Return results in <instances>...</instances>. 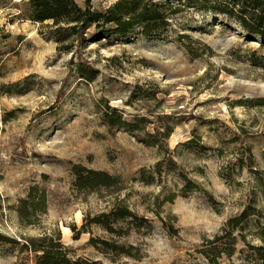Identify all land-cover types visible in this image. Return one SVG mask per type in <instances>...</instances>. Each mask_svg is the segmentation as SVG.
<instances>
[{"label": "rangeland", "instance_id": "1", "mask_svg": "<svg viewBox=\"0 0 264 264\" xmlns=\"http://www.w3.org/2000/svg\"><path fill=\"white\" fill-rule=\"evenodd\" d=\"M25 1L0 0V264H37L25 245L58 231L74 264H211L203 242L264 208V42L191 9L151 36L137 28L90 42L82 50L98 71L87 79ZM107 105L149 117L157 146L109 126ZM77 164L116 175L122 189L77 190ZM33 186L46 190L47 211L25 224L17 207ZM116 200L139 217L119 222L123 235L90 224L75 239L71 225ZM222 264L249 263L237 253Z\"/></svg>", "mask_w": 264, "mask_h": 264}, {"label": "trees", "instance_id": "2", "mask_svg": "<svg viewBox=\"0 0 264 264\" xmlns=\"http://www.w3.org/2000/svg\"><path fill=\"white\" fill-rule=\"evenodd\" d=\"M208 11L235 21L250 36L264 42V0H115L103 6H95L91 0L84 4L77 0H27L24 2V14L28 19L47 24L48 38L58 44L62 53L78 54L76 63L82 77L94 79L97 75L90 62L85 59L83 48L90 42L111 35H129L140 28L145 36L169 25L170 19L187 10ZM104 118L109 126H126L142 141L157 146L158 139L152 132H147L146 123L151 122L147 116H135L129 120L116 107L107 105ZM171 129L165 132L168 137ZM77 190L95 192L100 189H112L119 192L122 187L119 178L106 171L89 168L82 164L74 166ZM260 194L264 196V182L259 178ZM48 196L45 189L33 186L26 197L20 200L18 215L25 224H35L40 212H46ZM138 215L123 200H116L106 211L92 218L85 217L81 227L71 225L78 239L87 230L88 225L95 224L109 232L121 233L119 222L137 219ZM145 222L147 219L143 218ZM141 226V225H138ZM92 239V243L95 242ZM37 243L34 240L25 245L36 254L37 264H74L69 256L70 248L65 245L60 231L57 235L46 234ZM108 248L116 244L102 241ZM242 244V247H240ZM119 248V246H116ZM132 247V246H131ZM131 256L130 251H124ZM211 264H222L224 258L232 259L237 253L249 264H264V208L248 207L237 216L231 217L222 231L206 239L198 249ZM134 256V255H132Z\"/></svg>", "mask_w": 264, "mask_h": 264}, {"label": "bare ground", "instance_id": "3", "mask_svg": "<svg viewBox=\"0 0 264 264\" xmlns=\"http://www.w3.org/2000/svg\"><path fill=\"white\" fill-rule=\"evenodd\" d=\"M63 227H64V226H63ZM64 230H65L66 232H68V231H70V228L67 227V226H65V227H64Z\"/></svg>", "mask_w": 264, "mask_h": 264}]
</instances>
